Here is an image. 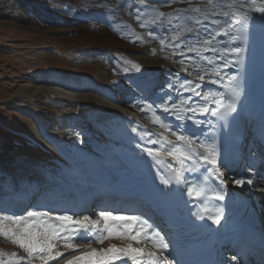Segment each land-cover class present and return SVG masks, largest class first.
Listing matches in <instances>:
<instances>
[{
  "label": "snow or ice",
  "instance_id": "snow-or-ice-1",
  "mask_svg": "<svg viewBox=\"0 0 264 264\" xmlns=\"http://www.w3.org/2000/svg\"><path fill=\"white\" fill-rule=\"evenodd\" d=\"M178 3L188 6L175 8L172 13L160 10ZM111 12L115 14V9ZM250 13L259 14L264 24V0L258 6L247 0H231L227 4L223 0H206L204 8L193 6L192 0H141L134 13L129 11L139 27L147 29L149 37L158 39L162 47L167 41L169 48L177 50L173 51V55L182 57L180 64L188 63L201 69L195 72H189L187 67L182 69L201 83L177 75L178 83L170 81L168 90L162 89L163 94L156 100L144 106H133L139 107L141 112L151 111L152 122L170 132L179 142L173 143L163 136L148 140L153 145L161 144V149L155 152L147 150L154 165L161 164V150L172 158L167 164L166 174L162 168H156L155 178L163 186L157 190L163 197L177 194L181 198L186 196L185 207L189 206L188 201H193V206L201 209L199 212L190 209V215L199 221H210L218 229L223 226L222 221L226 223L225 209L221 206L209 207L207 201L225 200L227 193L223 185L228 165L223 145L216 134V122H223L221 128H230L235 119L233 114L238 115L237 105L242 103L244 80L241 72L247 63L250 29L256 23V16ZM180 19L190 20L191 23L182 27L173 24L174 20ZM149 23L163 31L149 29ZM137 39L142 40L143 37ZM187 53L194 55L188 56ZM201 61L206 63L202 64ZM131 66L137 72L141 71L140 65ZM228 69H234L235 74L222 75ZM124 71L127 73L128 69ZM205 83L226 87L227 93L212 89L205 91ZM183 93L191 95L185 96ZM193 97H199L203 103ZM156 109H162L176 121H182L176 126L180 130L172 128L157 114ZM189 122L193 128L203 129L205 124L209 127L197 133L187 128ZM132 132L136 133L137 128H132ZM145 135L141 133V139ZM165 143L169 147H164ZM233 182L240 186L253 184L251 178H234ZM260 190L264 191V187ZM0 236L11 240L27 254L26 262L13 252L7 261L0 260V264H32L34 260L49 264L64 256L63 252L57 250L58 245L75 252L81 242L91 247L93 243L103 244L110 239L127 240L129 243L126 247L113 245L99 251L92 248L91 251L65 258L63 264H114L116 261H123L124 264H184L174 241L164 228L139 209L123 213L102 208L95 218L90 214L68 211L54 213L39 208H29L19 214L0 209ZM133 242H147L151 250L148 247H133ZM205 264H244V260L237 252L230 258L210 260Z\"/></svg>",
  "mask_w": 264,
  "mask_h": 264
},
{
  "label": "rangeland",
  "instance_id": "rangeland-1",
  "mask_svg": "<svg viewBox=\"0 0 264 264\" xmlns=\"http://www.w3.org/2000/svg\"><path fill=\"white\" fill-rule=\"evenodd\" d=\"M137 1L141 0H132L130 6V0H0V187L12 192L10 170L37 167L44 169L40 171L43 174L58 173L60 166L67 170L65 157L37 131L38 126V130L49 131L52 117L62 114L54 100L58 83L65 85L73 78L90 81L117 103L129 100L122 95V100L116 101L122 77L142 71L133 58L143 56L146 40L141 33L147 34V29L140 28L129 15ZM98 46L109 50L111 56L97 52ZM131 64L140 65L141 71ZM92 94L79 91L73 99L85 101ZM15 102H27L29 109L15 107ZM43 116L46 119L39 122ZM57 134L52 133L53 137ZM0 251L9 257L15 252L27 261L23 249L3 236ZM0 260L8 259L0 256Z\"/></svg>",
  "mask_w": 264,
  "mask_h": 264
},
{
  "label": "bare ground",
  "instance_id": "bare-ground-1",
  "mask_svg": "<svg viewBox=\"0 0 264 264\" xmlns=\"http://www.w3.org/2000/svg\"><path fill=\"white\" fill-rule=\"evenodd\" d=\"M140 2L141 1L134 2V6L132 8L138 6ZM223 2L227 4L230 3L231 0H223ZM247 2L256 4L258 6L261 0H247ZM192 4L193 6L204 8L206 6V0H192ZM187 6V4L178 3L172 5L171 7H162L160 10L164 11L165 13H172L175 8H185ZM250 14L256 16V23L251 26V29L255 28L256 25L259 27H264V24L261 23V17L259 14ZM190 23L191 21L187 19L173 21L174 25L181 27ZM152 27L154 31H157V28H154V26ZM144 30L146 31V29ZM160 31L162 32L163 30ZM138 33L139 32H137V34ZM141 35L146 40V48L142 57L137 56L136 59L133 58V60H137L138 63H140L142 71L137 76L133 75L132 77L131 75L129 77H122V86L120 87L119 93L120 95L116 101L122 100V95L123 97H128L129 100H127V102L122 101L121 103H117L112 100L109 95L105 94L100 89L98 90L90 81H82L80 79L73 78L71 83L68 82L67 84L65 83V85L58 83L57 86H60V88H56L54 100L59 103L61 110L63 109L62 114L59 112L57 115H52L53 117L51 119L52 122L50 123L49 131H47L48 129L38 130V128H40L39 126L37 131L40 133L41 137L45 139L47 145H50L54 150L57 151V153L59 152L63 155V157H65L67 160V170H64V168L61 166L59 168L57 167L59 172H51L50 174H52V177L50 179L43 178L38 175L39 171H44V169L40 170L34 167H24L25 169L20 170V172L17 170H10L8 172L10 175H13L14 178L17 177L20 179L16 180V182L22 183L23 178L27 176L26 180L33 181V184H42L44 182H48V180H51L58 183L60 186L69 189L70 185L75 184H86L88 188L101 186L106 187L109 181L107 180L100 182L97 178H94V172L99 169L100 164L106 162L108 156L117 153H125L126 151L143 157L147 164H151L154 169L157 167H160L163 170L167 169V164L172 161V158L167 156L163 150H161L159 157L161 164L154 165L152 158L147 155V150L148 148H151L153 152H155V149H153V147L150 145H145V148H142V146L131 147L127 144H118L123 138L126 137L124 136L125 134L121 133L119 130L123 128L129 133L132 131V128H137V134H146L145 138L143 139L146 141V144H150L148 143L149 139H157L161 136L166 137L167 140H170L173 143H179L176 141L175 136H172L170 132L165 131L164 129L160 128L158 124H154L152 122L153 115L151 111L146 110L144 112H139V107H134L133 105L139 104L144 106L147 103L156 100L163 94L161 91L162 89L164 91L168 90L167 86L170 81L173 84L178 83L176 79L177 75H179L181 78L186 77L187 79L192 80L194 83H201L194 75H188L186 72L182 71V69L185 67L188 68L189 72L201 71V69L195 68L193 65L188 63H185L184 65L180 64L179 61L182 59V57L179 55H173V51L177 50L169 48L167 41L162 47L158 39L149 37L145 32L141 33ZM147 38L150 40L148 41ZM221 47L223 46L221 45ZM95 49L97 52L105 53L106 55L111 56V52L101 46H98ZM153 50H155L157 53L153 54ZM157 54L159 55V58H156ZM186 55L193 56L194 54L187 53ZM205 55L211 56L212 53H205ZM160 57H164V59L161 60ZM200 63L203 64L206 62L201 61ZM228 73L232 72H227L225 70L222 75L227 76ZM203 88L205 91L212 89L213 91L223 92L222 90L225 87H219L218 85L205 83ZM79 91L89 93L92 92L93 94L85 101L76 102V100L74 101L73 97H75ZM173 95L175 96V93H173ZM183 95L187 96L191 95V93H183ZM193 98L197 102L203 103L199 97ZM88 103L92 105H88ZM14 105L15 107L19 105V108H28L30 106L27 102H15ZM156 112L164 121L168 122L172 128H175V130L179 131V128L176 126L182 124V121H176L169 113L163 112L162 109H156ZM142 114H148V117L146 118L142 116ZM44 117L45 116L40 118L39 122H43L46 119V117L45 119ZM186 126L193 128L190 122L187 123ZM51 132H57L60 135L58 136L57 134V136L53 137L54 134L52 135ZM155 146L157 149H161V144H156ZM164 147H169V145L165 143ZM110 169L111 168H107V171ZM167 171L164 170L165 174ZM234 178L247 179L244 174L235 176L233 179ZM236 187L237 189L243 190L247 193V186L236 185ZM262 187H264V184ZM262 195H264V191L261 190H257L251 194V199L257 204V206L259 205L258 201ZM128 243L129 241L127 240L110 239L105 240L103 244L98 245L93 243L91 244V247H88L86 244L81 242L75 252L66 250L62 245H58L59 248L57 249L60 250V252H63L64 256L60 257L58 261H50L49 264H63L65 258L91 251L92 248H95L97 251H99L113 245L116 247H126ZM132 246L148 247V249L151 250L150 244L146 242L141 244H136L133 242ZM0 256L9 259V256H6V254L1 251ZM118 263H120V261L114 262V264Z\"/></svg>",
  "mask_w": 264,
  "mask_h": 264
}]
</instances>
